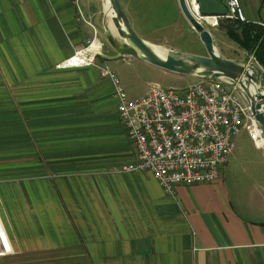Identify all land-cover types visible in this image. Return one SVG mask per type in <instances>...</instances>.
<instances>
[{
	"label": "crops",
	"instance_id": "crops-1",
	"mask_svg": "<svg viewBox=\"0 0 264 264\" xmlns=\"http://www.w3.org/2000/svg\"><path fill=\"white\" fill-rule=\"evenodd\" d=\"M240 1L246 20L264 25V0ZM121 3L135 30L134 21L155 25V34L169 18L171 34L190 26L178 0ZM103 6L0 0V264H264V149L258 164L242 144L218 181L181 184L174 194L149 171L122 170L137 155L112 82L95 65H63L94 37L103 45V35L114 55L102 47L97 64L117 73L122 59L135 77L137 67L151 70L108 34L109 0ZM225 27L209 29L219 50L249 61ZM253 63L264 72V55ZM122 88L130 98L149 91Z\"/></svg>",
	"mask_w": 264,
	"mask_h": 264
},
{
	"label": "built area",
	"instance_id": "built-area-1",
	"mask_svg": "<svg viewBox=\"0 0 264 264\" xmlns=\"http://www.w3.org/2000/svg\"><path fill=\"white\" fill-rule=\"evenodd\" d=\"M187 4L204 26H218L222 19L247 22L240 0H227L224 16L201 14L197 0H187ZM96 39L63 65H95L112 82L118 115L137 155V160L124 166L123 171H149L166 193L174 194L181 184L218 181L242 129L264 149V136L249 101L233 81L204 76L184 88L154 84L147 94L130 98L109 63L97 64L101 49L83 63H69L84 58L82 53ZM253 60L254 54L250 57Z\"/></svg>",
	"mask_w": 264,
	"mask_h": 264
},
{
	"label": "water",
	"instance_id": "water-1",
	"mask_svg": "<svg viewBox=\"0 0 264 264\" xmlns=\"http://www.w3.org/2000/svg\"><path fill=\"white\" fill-rule=\"evenodd\" d=\"M180 9L190 27L198 34L206 54L166 49L159 53L133 27L121 0H109L112 23L118 36L134 49L138 57L166 71L201 78H227L246 95L251 111L264 136V72L252 61H238L226 57L214 42L213 35L190 11L187 0H178ZM201 14L224 16L227 5L221 0H197Z\"/></svg>",
	"mask_w": 264,
	"mask_h": 264
},
{
	"label": "rangeland",
	"instance_id": "rangeland-1",
	"mask_svg": "<svg viewBox=\"0 0 264 264\" xmlns=\"http://www.w3.org/2000/svg\"><path fill=\"white\" fill-rule=\"evenodd\" d=\"M100 3H101L103 10H104L103 0H100ZM104 13H105V11H104ZM222 20H225V19H222ZM166 22L169 23L168 27L164 28V30L162 29L163 31H161V30L156 31L159 33L153 32L155 34L150 33V31L154 28L155 25H148L146 27L143 23L139 24L136 21H134V24L136 26L137 32H139V34L141 36H144L145 38H152L154 40H157L158 42H161V40H162V43H159V44L156 43V44L160 45L161 50L164 47H165V49H172L171 46H173V47L180 46L188 52H193V53H197V54L206 53V50H205L198 34L190 26L185 24V26L178 28V31L176 34L175 33L171 34V32L174 31L173 28L170 26V24L172 23L171 18L167 19ZM220 24L221 23H219L218 26H212V27L205 25V27L208 30L209 29L215 30L217 27L220 26ZM168 29H171V30H168ZM109 31L111 32V33H108L110 36L115 35V37L121 39L118 36L117 31H115L116 34L114 33V31L111 28H109ZM172 36H176V38L177 37H180V38H179V40H177L175 42V41L171 40ZM99 37L101 38L102 42H104L103 45H101V46L103 47L104 50H107V56L110 57V56L114 55L113 51H112V46L109 43V40L106 39L105 36H103V35H99ZM94 38H97V37H94ZM229 40L233 43V45H235V47H237L236 46V45H238L237 43H235L230 38H229ZM87 45H89V42ZM239 47H241V46H239ZM239 47H237V49H239ZM220 48L223 51V53L226 54L227 56L235 55L234 51L230 48H226L225 46H221ZM253 52H249V53L252 55V54H254ZM255 58H256V56H255ZM124 60H125V58H124ZM119 61H123V60L120 59ZM119 61H118V64H115L116 65L115 69L117 70V73H118L117 76L119 77L120 82L122 83L121 85L123 87H125V89H127V90H133L136 93V95L144 94L145 92H147L150 89V86L154 85V84L160 85L162 87H170L171 86V87L184 88V87H187L188 85L196 82L197 80H199V78L180 75L177 73L166 71L165 69L157 67V66L152 65V64H151L152 65L151 70H144L141 67H137L138 76L136 75V77H135V76L131 75V72H128L127 70L123 71V69H124V68H122L123 64H122V62H119ZM118 65H121V67H118ZM112 66L115 67L114 64H112ZM239 137H242V140L240 143L238 142ZM242 144L247 146V150L250 154L248 160H250L251 162H256L258 164L263 161L261 149L257 148V147L255 148V143L252 140H250L249 134L245 129H242L237 136L236 147H235L237 149L236 152H239V147Z\"/></svg>",
	"mask_w": 264,
	"mask_h": 264
},
{
	"label": "trees",
	"instance_id": "trees-1",
	"mask_svg": "<svg viewBox=\"0 0 264 264\" xmlns=\"http://www.w3.org/2000/svg\"><path fill=\"white\" fill-rule=\"evenodd\" d=\"M227 36L248 52H253L257 59L264 55V27L236 19H225ZM135 52L134 49H130Z\"/></svg>",
	"mask_w": 264,
	"mask_h": 264
},
{
	"label": "bare ground",
	"instance_id": "bare-ground-1",
	"mask_svg": "<svg viewBox=\"0 0 264 264\" xmlns=\"http://www.w3.org/2000/svg\"><path fill=\"white\" fill-rule=\"evenodd\" d=\"M111 12H112V9H111ZM112 19V18H111ZM113 31L115 32L116 31V29H115V27L113 26ZM152 44V43H151ZM102 44H101V42L99 41V39H96L94 42H93V44L88 48V50H87V52H83L82 54H83V56H84V58H74V59H71L70 60V62L69 63H83V61L85 62L86 61V58H92L93 56H94V54H95V52H96V50H100L101 49V46ZM154 46V45H153ZM156 49V48H155ZM157 50V49H156ZM158 51V50H157ZM159 53H161V54H165L166 53V50L165 51H162V52H160V51H158ZM67 64H68V62H67Z\"/></svg>",
	"mask_w": 264,
	"mask_h": 264
}]
</instances>
